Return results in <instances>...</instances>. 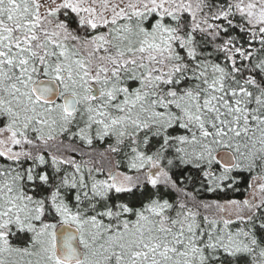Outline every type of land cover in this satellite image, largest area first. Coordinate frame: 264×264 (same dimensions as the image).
<instances>
[{
	"label": "snow or ice",
	"instance_id": "1",
	"mask_svg": "<svg viewBox=\"0 0 264 264\" xmlns=\"http://www.w3.org/2000/svg\"><path fill=\"white\" fill-rule=\"evenodd\" d=\"M0 264H264V0H0Z\"/></svg>",
	"mask_w": 264,
	"mask_h": 264
},
{
	"label": "trees",
	"instance_id": "2",
	"mask_svg": "<svg viewBox=\"0 0 264 264\" xmlns=\"http://www.w3.org/2000/svg\"><path fill=\"white\" fill-rule=\"evenodd\" d=\"M250 179L251 177L245 174L242 182L239 183L235 189L227 191L226 193H217V194L205 193L204 196L206 199H219L221 201L226 199L243 200L244 198L247 197V193L250 190L247 186Z\"/></svg>",
	"mask_w": 264,
	"mask_h": 264
},
{
	"label": "rangeland",
	"instance_id": "3",
	"mask_svg": "<svg viewBox=\"0 0 264 264\" xmlns=\"http://www.w3.org/2000/svg\"><path fill=\"white\" fill-rule=\"evenodd\" d=\"M251 195V189L249 190V192L247 193V197H249Z\"/></svg>",
	"mask_w": 264,
	"mask_h": 264
}]
</instances>
